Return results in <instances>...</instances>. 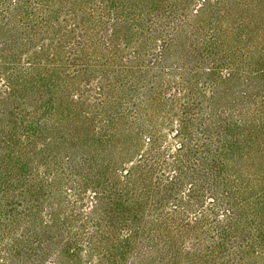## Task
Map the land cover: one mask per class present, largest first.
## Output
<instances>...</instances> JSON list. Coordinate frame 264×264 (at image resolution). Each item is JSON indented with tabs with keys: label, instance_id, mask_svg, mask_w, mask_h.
<instances>
[{
	"label": "trees",
	"instance_id": "16d2710c",
	"mask_svg": "<svg viewBox=\"0 0 264 264\" xmlns=\"http://www.w3.org/2000/svg\"><path fill=\"white\" fill-rule=\"evenodd\" d=\"M0 264H264V0H0Z\"/></svg>",
	"mask_w": 264,
	"mask_h": 264
}]
</instances>
